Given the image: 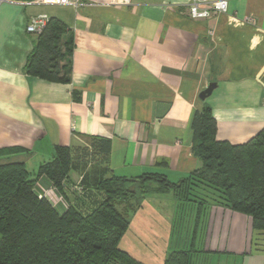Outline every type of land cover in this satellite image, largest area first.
Returning <instances> with one entry per match:
<instances>
[{
	"label": "crops",
	"instance_id": "1",
	"mask_svg": "<svg viewBox=\"0 0 264 264\" xmlns=\"http://www.w3.org/2000/svg\"><path fill=\"white\" fill-rule=\"evenodd\" d=\"M226 2L225 13L200 20L189 16L188 0L0 2V150H27L20 160L38 168L55 146L102 137L110 140L113 175L158 173L177 184L201 168L191 124L209 83L217 84L205 100L216 138L248 142L264 129V0ZM41 14L70 33L69 83L24 71L37 39L26 27ZM35 191L65 209L45 178ZM167 195L128 208L134 258L163 264L170 252L191 249L192 264H264V235L247 216Z\"/></svg>",
	"mask_w": 264,
	"mask_h": 264
},
{
	"label": "trees",
	"instance_id": "2",
	"mask_svg": "<svg viewBox=\"0 0 264 264\" xmlns=\"http://www.w3.org/2000/svg\"><path fill=\"white\" fill-rule=\"evenodd\" d=\"M72 46L67 27L49 18L37 34L25 73L69 83ZM191 128V152L201 168L177 184L158 173L113 175L110 140L102 137H84L83 146H55L51 159L35 173L20 160L27 150L1 149L0 264H144L119 248L130 225L128 208L168 192L179 202L214 203L243 214L256 234L264 235V129L244 144L220 141L205 101L194 113ZM73 174L79 176L76 182ZM40 178L63 200V211L36 193ZM192 257L191 249L175 250L163 264H192Z\"/></svg>",
	"mask_w": 264,
	"mask_h": 264
},
{
	"label": "built area",
	"instance_id": "3",
	"mask_svg": "<svg viewBox=\"0 0 264 264\" xmlns=\"http://www.w3.org/2000/svg\"><path fill=\"white\" fill-rule=\"evenodd\" d=\"M0 2L20 3L28 6L34 3L48 5H66L70 0H0ZM118 6H128L131 0H115ZM227 10L226 0H188L189 16L192 19L200 20L209 17L214 13H225ZM48 16L36 15L29 19L26 32L29 34H39L48 23ZM42 197V196H40Z\"/></svg>",
	"mask_w": 264,
	"mask_h": 264
},
{
	"label": "rangeland",
	"instance_id": "4",
	"mask_svg": "<svg viewBox=\"0 0 264 264\" xmlns=\"http://www.w3.org/2000/svg\"><path fill=\"white\" fill-rule=\"evenodd\" d=\"M84 142H85V140L84 139H82L80 142H79V144L78 145H84ZM37 161L35 160H33V161H31V163H29V164H27V169H28V171H30L31 173H35V170H36V168H37ZM35 164V165H34ZM37 165V166H36ZM170 193V195H167V196H171V195H173L172 194V192H169ZM172 198V197H171ZM118 209L121 211L122 210V208L120 207H118ZM127 217H128V219H129V221H130V223L132 224V216H130V214L128 213L127 214ZM131 224H130V227L128 228V231H127V233L125 234V236H124V238L122 239V241L120 242V245H119V248L121 249V250H124V251H127L128 253H130L131 254V256H132V226H131Z\"/></svg>",
	"mask_w": 264,
	"mask_h": 264
},
{
	"label": "water",
	"instance_id": "5",
	"mask_svg": "<svg viewBox=\"0 0 264 264\" xmlns=\"http://www.w3.org/2000/svg\"><path fill=\"white\" fill-rule=\"evenodd\" d=\"M216 87V83H209L207 88L199 94V99L204 102L207 98L211 96L212 92L214 91V89H216Z\"/></svg>",
	"mask_w": 264,
	"mask_h": 264
}]
</instances>
